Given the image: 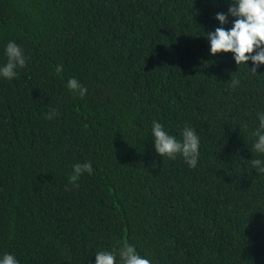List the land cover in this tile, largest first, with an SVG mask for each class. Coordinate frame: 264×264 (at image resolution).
Returning <instances> with one entry per match:
<instances>
[{"label":"trees","instance_id":"obj_1","mask_svg":"<svg viewBox=\"0 0 264 264\" xmlns=\"http://www.w3.org/2000/svg\"><path fill=\"white\" fill-rule=\"evenodd\" d=\"M225 8L0 0V64L10 40L27 57L0 78V253L89 264L129 244L151 264H264V173L250 163L264 65L252 73L230 53L209 55L203 31ZM69 77L83 97L65 87ZM153 120L177 139L184 125L195 130L194 168L154 152ZM85 161L93 171L73 187L71 166Z\"/></svg>","mask_w":264,"mask_h":264},{"label":"clouds","instance_id":"obj_2","mask_svg":"<svg viewBox=\"0 0 264 264\" xmlns=\"http://www.w3.org/2000/svg\"><path fill=\"white\" fill-rule=\"evenodd\" d=\"M217 26L204 32L203 37L208 42V53L215 56L218 53H230L233 62L245 64L252 73L264 65V0H226L224 11H216L212 17ZM225 25H230L225 27ZM6 61L0 64V78L12 79L17 75L16 69L24 67L27 57L22 48L14 41H8L3 48ZM248 62L251 63L249 67ZM61 65L55 66L60 72ZM230 86L235 88L240 83L238 78L231 77ZM65 87L73 94L83 97L87 89L75 77H69ZM56 109L52 108L46 113V119H53ZM257 126L252 132L255 137L252 150L259 154L250 163L258 173H264V110L256 112ZM247 125H245L246 127ZM150 135L154 152L160 157L170 160L179 155L189 168H194L199 159L200 138L195 130L184 125L180 131V138L170 134L157 120L150 126ZM69 183L76 187V181L81 174H91L93 169L90 162L73 163ZM89 264H151V261L137 253L129 244H121L109 250H98L92 255ZM0 264H19L16 257L10 252L0 253Z\"/></svg>","mask_w":264,"mask_h":264}]
</instances>
